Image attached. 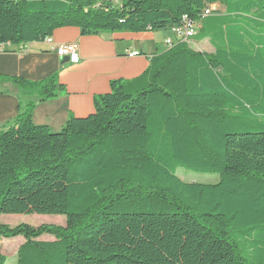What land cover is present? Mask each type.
<instances>
[{"label":"trees","instance_id":"trees-1","mask_svg":"<svg viewBox=\"0 0 264 264\" xmlns=\"http://www.w3.org/2000/svg\"><path fill=\"white\" fill-rule=\"evenodd\" d=\"M183 15L214 53L178 41L56 132L31 112L64 90L57 74L0 75L19 97L0 125V215L65 216L0 222V237L24 238L15 264H264V0H0V44L169 30Z\"/></svg>","mask_w":264,"mask_h":264},{"label":"crops","instance_id":"crops-1","mask_svg":"<svg viewBox=\"0 0 264 264\" xmlns=\"http://www.w3.org/2000/svg\"><path fill=\"white\" fill-rule=\"evenodd\" d=\"M169 36V30L83 35L76 27H63L53 32L52 43L44 39L24 44H0V75H16L40 81L57 74L64 90L54 98L37 102L31 112L34 124L46 125L56 132L69 117H82L93 112L95 98L110 90L111 81H126L140 75L154 54L168 49L164 43ZM205 41L211 48L203 51ZM70 42L78 44L80 60L77 63L59 56L54 49L56 44ZM189 46L200 52L215 51L209 38L194 39ZM131 52L137 54L129 56ZM17 94L11 84L0 83V125L10 122L17 115ZM33 99L31 94L21 97L22 102Z\"/></svg>","mask_w":264,"mask_h":264},{"label":"rangeland","instance_id":"rangeland-1","mask_svg":"<svg viewBox=\"0 0 264 264\" xmlns=\"http://www.w3.org/2000/svg\"><path fill=\"white\" fill-rule=\"evenodd\" d=\"M159 31V30H157ZM161 32L164 30L161 29ZM193 39V41H192ZM194 39L191 38L188 40L189 44L194 42ZM164 45L168 47L165 43ZM192 46V45H190ZM211 45L205 41V48H202L203 51L210 49ZM176 175L185 182L189 183H201V184H214L219 181V175L217 173L207 174V173H198L194 171L186 170L182 167H178L176 170ZM0 222L6 224L10 227H14L18 224L25 223L31 226H39L42 224H51V225H65V216L61 214H1ZM54 237L50 234H44L39 239H53ZM23 236L15 237H0V253L6 256L5 264H15L16 263V251L18 246L23 241Z\"/></svg>","mask_w":264,"mask_h":264},{"label":"built area","instance_id":"built-area-1","mask_svg":"<svg viewBox=\"0 0 264 264\" xmlns=\"http://www.w3.org/2000/svg\"><path fill=\"white\" fill-rule=\"evenodd\" d=\"M197 30L196 22L187 15H183L181 23L169 29L170 36L165 39V44L170 47L178 41L188 42L197 33ZM45 40L52 43L51 37H46ZM54 49L59 56L67 57L70 62L77 63L80 60L79 47L75 42L56 44ZM136 54L137 52H131L129 56Z\"/></svg>","mask_w":264,"mask_h":264}]
</instances>
